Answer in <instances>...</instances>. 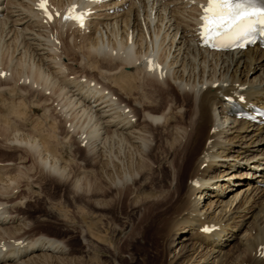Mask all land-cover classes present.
Here are the masks:
<instances>
[{"label":"bare ground","instance_id":"1","mask_svg":"<svg viewBox=\"0 0 264 264\" xmlns=\"http://www.w3.org/2000/svg\"><path fill=\"white\" fill-rule=\"evenodd\" d=\"M34 1L0 0V264H264V203L232 249L220 242L264 184V121L228 104L264 109V51L201 47L208 0H48L82 11V28L44 23ZM243 167L249 179L227 185ZM37 175L81 195L77 252L20 214Z\"/></svg>","mask_w":264,"mask_h":264},{"label":"rangeland","instance_id":"2","mask_svg":"<svg viewBox=\"0 0 264 264\" xmlns=\"http://www.w3.org/2000/svg\"><path fill=\"white\" fill-rule=\"evenodd\" d=\"M1 68L2 70H4V72L6 71L5 72L6 78L4 77L3 78L4 80L3 79L0 80V86L3 85L4 84L3 81H5V79L9 78L10 76L9 70L5 69L4 66L3 67L1 66ZM7 74H9L8 77H7ZM95 81H99V80H95ZM93 83L89 84V87H93L94 86L92 85ZM95 83H98V82H95ZM100 85H102L101 82L97 87H102ZM48 93L49 92H46V94ZM57 120H58L57 121L58 123L62 121L60 119H57ZM62 127L63 125L60 124V128H59L60 132H61ZM1 134H2V129L0 128V142L2 140ZM2 148H4V144L0 143V158L3 160H9L11 154H9V152L5 153V151L2 150ZM77 152L78 151L73 149L71 152L73 156H71L72 155L71 153H70L71 155H69V159H70V156L72 157V159H70L69 161L73 163V164L69 163L70 164L69 167L72 171H74V173H76L77 165L76 163L74 165V162L72 160L73 159L75 160L76 156L78 158V154H76ZM262 163L263 164L261 166L263 168H261V170H264V161ZM248 170H250V167H245V168L243 167L239 169L238 175H240V178L230 180L229 182L231 183H228L227 185L233 184L234 186L231 185L230 187H239L238 186L239 183H243V181H246L249 179V177L245 176ZM39 178L40 177H38V179ZM40 179H41L40 181H42L41 182L42 188L40 189V192L37 196L36 195L33 196L31 194L32 189L30 191H28V189H25V190H22L21 193H19V196L21 194L20 196L21 198L22 197L26 198L25 200H23V202H25L24 208L19 209L20 214L22 213V215L25 216L26 219L28 218L27 220H29V222L31 223V232H33L35 235L38 234L40 236V234H42L44 237L48 239L50 238V239H54L55 241L58 240L59 242L68 243V245L75 252H77V250L80 249V242H79L80 220L78 216L79 215L78 205L80 204V201H81V195L79 194V192L71 189L69 181H64V182L59 181L58 182L57 181L58 179L56 180V178L55 177L53 178V176H50V177L47 176V177H43ZM214 185H209V190L212 189ZM259 189L261 190L260 192L258 191L257 193L258 195L255 197V200L251 201V208L249 209L248 213L243 212V213H239L238 214L239 216L235 215L236 217H234V219L230 221V225L235 226V227H230L228 228L227 232H225L224 234H221L222 241L220 242L223 243V245L227 243V246H225L226 250L232 249L238 243L239 237L242 236V234L245 231H247L253 223H257V224L259 223L257 222L259 219L258 209L260 208L261 203H264V184H260ZM198 202L202 203L201 205H203L202 198H199ZM208 208L209 207L206 206V207H203L202 210L206 211ZM210 210L211 208L207 210V212H209ZM115 218H116V214H115ZM43 219L45 220L43 221ZM116 219H117V223L119 226L123 224V222L119 218H116ZM183 233H184V230H182L179 233L178 237L179 238L182 237ZM230 236L232 237L233 240L231 239ZM107 238H108V241H112L115 239L113 238L112 234H108ZM178 250L179 248H177V251ZM206 250H209V249H206ZM240 253L241 251L235 253L233 255V259L236 258L238 254ZM125 256L126 255L124 254L123 255L124 259H126ZM262 259H264V256H262ZM105 263L113 264L108 260H105ZM35 264H38V263H35ZM75 264H78V263H75Z\"/></svg>","mask_w":264,"mask_h":264},{"label":"snow or ice","instance_id":"3","mask_svg":"<svg viewBox=\"0 0 264 264\" xmlns=\"http://www.w3.org/2000/svg\"><path fill=\"white\" fill-rule=\"evenodd\" d=\"M203 7L200 35L206 46L233 47L234 41L253 31L256 24L264 25V5L258 0H208Z\"/></svg>","mask_w":264,"mask_h":264}]
</instances>
